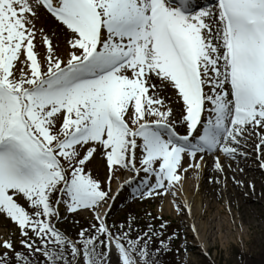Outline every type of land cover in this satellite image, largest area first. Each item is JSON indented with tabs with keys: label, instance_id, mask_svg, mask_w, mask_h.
<instances>
[{
	"label": "snow or ice",
	"instance_id": "obj_1",
	"mask_svg": "<svg viewBox=\"0 0 264 264\" xmlns=\"http://www.w3.org/2000/svg\"><path fill=\"white\" fill-rule=\"evenodd\" d=\"M42 9L68 33L66 59L35 27ZM261 130L264 0H0V214L21 235L20 250L0 240V264H38L37 254L42 264H113V255L114 264H160L178 238L165 237L167 222L136 230L131 217L110 227L101 211L115 171L144 174L141 199L176 196L181 173L198 175L205 154L223 173L215 153L246 157L253 134L264 168ZM96 153L107 190L86 170ZM61 205L92 211L96 223L70 238L53 223Z\"/></svg>",
	"mask_w": 264,
	"mask_h": 264
},
{
	"label": "rangeland",
	"instance_id": "obj_2",
	"mask_svg": "<svg viewBox=\"0 0 264 264\" xmlns=\"http://www.w3.org/2000/svg\"><path fill=\"white\" fill-rule=\"evenodd\" d=\"M36 29H41L43 22L40 21V18L34 21ZM47 33V32H45ZM48 34V33H47ZM49 35V34H48ZM50 36V35H49ZM52 44L55 52L62 58L66 59L69 53V45L67 41L56 40L52 36ZM43 37L38 32L35 38V50L38 53V56L41 60L44 59L47 50L43 44ZM264 131V130H262ZM257 140H252L250 143L251 154L256 158L258 154L255 151V144ZM243 143V141H242ZM244 151L243 149H241ZM245 152V151H244ZM185 159L188 160V157L185 156ZM188 162L184 163V166H187ZM247 161V160H245ZM247 163L246 166L251 165L258 169V160ZM87 171H90L91 174L99 179L104 189L107 190L108 175L109 170L106 164L102 153H96L94 158L87 164ZM128 169H118L115 171L111 182L114 185L117 180L121 177L122 174H125V171ZM129 171V170H128ZM248 169L246 170V172ZM200 173V170H199ZM199 175V174H198ZM196 170L193 171L194 181L199 177ZM144 179V174L141 173L138 178V182L129 188L125 189L123 198L121 197L115 203L112 209L108 212L107 223L108 225H116L119 227L124 224L127 225L130 218L134 217L135 222L133 228L136 230H146L148 224H152L156 228H159L161 223L167 222L168 227L165 232V237L170 236L172 233H176L178 238L173 241L171 244V251H168L170 255V260L168 262H162L161 264H264V188L262 189V195L260 194V205H250L247 204V208L250 211L248 213L251 219V226L244 230V237L236 239V232H233V235L229 239V243L217 242L216 246L209 248H200L196 249L195 252H189L185 249L189 242H193L194 238L189 233V229L183 227L182 222L178 218L176 213L167 212L165 209L160 208V205H164L168 202V198H163L161 196L150 197L147 199H141L139 194L136 192L137 188L141 186V181ZM193 186L198 185L195 182L191 183ZM180 187L176 189V193L180 198L190 206V211L199 212L202 207L206 205L205 196L200 192L188 191V196L192 200L186 199L187 194H182ZM169 197V195H168ZM56 196H53L55 200ZM204 201V202H203ZM207 201V200H206ZM27 210L31 211L28 203L21 199L19 201ZM195 202L197 205H195ZM236 206V201H234ZM256 206H258L256 208ZM60 219L56 220L54 224L60 226L64 220L69 216H74L70 221L72 223H78V228L81 231L82 229H89L92 224H87L83 222L81 224L79 218L86 220L91 216L90 210H78L76 213H68L65 206L61 205L59 207ZM233 211H237L234 209ZM149 213L151 215H149ZM67 220V219H66ZM66 222V221H65ZM65 224V223H64ZM62 225L61 227H63ZM64 232H68L65 227L62 228ZM243 231L241 227V232ZM20 230L18 226L10 220L5 214H0V240L10 238H16ZM65 233V234H66ZM19 238V237H17ZM71 238V237H70ZM211 243V242H209ZM158 242L154 243V247H158ZM190 258V260H189ZM113 264L115 262V257H112ZM80 264H83L81 259Z\"/></svg>",
	"mask_w": 264,
	"mask_h": 264
},
{
	"label": "bare ground",
	"instance_id": "obj_3",
	"mask_svg": "<svg viewBox=\"0 0 264 264\" xmlns=\"http://www.w3.org/2000/svg\"><path fill=\"white\" fill-rule=\"evenodd\" d=\"M40 21L43 22L41 27L45 32L56 40L67 41L69 39L64 27L59 25L43 9L41 10ZM164 95L171 98L168 103L174 108V118L180 119L182 107L180 104L175 103L174 91L168 89ZM183 128V126H179L177 129L182 130ZM252 140H257L256 143L258 144L259 136L253 134L248 139L246 146L242 148L248 154L246 157L237 155L235 158H229L223 157L220 152L218 154L215 153L216 156L220 157L224 166L223 173L215 170L214 156L211 157L213 158L212 160L210 158L206 159L205 168L200 173L203 176L200 180L201 188L199 189V193L202 192L203 196H205L206 205L199 212H189L184 207V201L178 195L173 196L171 193H169L168 202L160 205V208L165 209L167 212L176 213L183 227L191 229L190 234L193 236L194 241L189 242L187 245L186 249L189 252H195L196 249L204 247H215L217 242L229 243L227 238L231 237L234 231L236 232V239H240L244 237V230L250 228L251 219L248 215L250 211L246 205H260V194L262 195V189L264 188V168L261 169L260 167L262 161L257 159L259 171L251 165L246 166L247 163L251 164L250 161L254 162L257 158L250 151ZM247 169L248 171L246 172ZM192 171L189 170L184 174V178L176 186V188H181L178 192L187 194V198L188 191L192 188L191 183H196L194 176L186 177ZM217 177L221 181L219 184L214 182ZM210 178H212V182H210ZM237 181L242 183L238 184ZM234 201H236V206ZM177 205H179L180 210H178ZM195 205H197L196 202ZM102 209L105 210V208ZM234 209H237V211H233ZM193 226H195L196 231H193ZM241 227L243 229L242 232ZM112 257H115V255Z\"/></svg>",
	"mask_w": 264,
	"mask_h": 264
},
{
	"label": "trees",
	"instance_id": "obj_4",
	"mask_svg": "<svg viewBox=\"0 0 264 264\" xmlns=\"http://www.w3.org/2000/svg\"><path fill=\"white\" fill-rule=\"evenodd\" d=\"M34 259H36L38 261V264H42L43 262V258L41 257L40 259H38V257H34Z\"/></svg>",
	"mask_w": 264,
	"mask_h": 264
}]
</instances>
